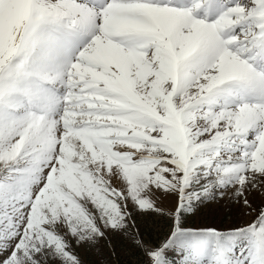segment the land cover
I'll return each instance as SVG.
<instances>
[{"label":"snow or ice","instance_id":"obj_1","mask_svg":"<svg viewBox=\"0 0 264 264\" xmlns=\"http://www.w3.org/2000/svg\"><path fill=\"white\" fill-rule=\"evenodd\" d=\"M113 257L264 264V0H0V264Z\"/></svg>","mask_w":264,"mask_h":264},{"label":"rangeland","instance_id":"obj_2","mask_svg":"<svg viewBox=\"0 0 264 264\" xmlns=\"http://www.w3.org/2000/svg\"><path fill=\"white\" fill-rule=\"evenodd\" d=\"M247 219V216L244 217ZM240 218L232 215L227 208L214 207L205 210L200 215L193 217L189 214L186 219L185 226L188 227H213L216 229H224L233 224H239ZM139 255V253H135ZM174 258V257H173ZM133 264L131 258L124 257L121 259V264ZM111 264H117L115 257L112 258Z\"/></svg>","mask_w":264,"mask_h":264}]
</instances>
